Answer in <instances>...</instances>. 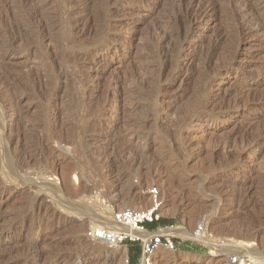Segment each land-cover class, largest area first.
<instances>
[{
	"label": "rangeland",
	"instance_id": "rangeland-1",
	"mask_svg": "<svg viewBox=\"0 0 264 264\" xmlns=\"http://www.w3.org/2000/svg\"><path fill=\"white\" fill-rule=\"evenodd\" d=\"M30 1L0 0V264H124L84 233L152 188L159 220L216 245L152 264L264 262V0H195L200 24L192 0Z\"/></svg>",
	"mask_w": 264,
	"mask_h": 264
},
{
	"label": "built area",
	"instance_id": "built-area-1",
	"mask_svg": "<svg viewBox=\"0 0 264 264\" xmlns=\"http://www.w3.org/2000/svg\"><path fill=\"white\" fill-rule=\"evenodd\" d=\"M148 193L151 198V204L153 205L150 210L135 211L132 209H122L113 213V220L119 226L130 228L139 233H144L146 236H134L123 230L110 231L98 226L89 228L84 233V238L91 242H103L112 247H118L127 243L137 244L139 246L138 264H152L153 256L160 248L168 251H175L180 248L179 246L184 242H200L196 239L184 238L174 234L173 232L178 228L184 229L183 227L175 226L174 224L159 227L155 231H149L147 225L159 220L156 213L157 206H159V190L157 188H152ZM204 230V224L200 223L192 233L194 237H199ZM124 264H130L127 256L124 260ZM226 264H264V262L248 255L232 254L226 258Z\"/></svg>",
	"mask_w": 264,
	"mask_h": 264
},
{
	"label": "bare ground",
	"instance_id": "bare-ground-1",
	"mask_svg": "<svg viewBox=\"0 0 264 264\" xmlns=\"http://www.w3.org/2000/svg\"><path fill=\"white\" fill-rule=\"evenodd\" d=\"M26 2H27V4H29L28 2H30V4L32 3L30 0H25ZM183 1V0H182ZM185 1V0H184ZM189 1V0H188ZM198 1V0H197ZM207 1H209V0H207ZM207 1H205V2H203V3H201L200 1V3L198 4V3H196L195 4V0H192V2H190V5L187 7L188 8V10L191 12V13H193L194 15H189V16H192V18H193V16L195 17V18H193L194 19V21H197L199 24L202 22V21H204V19H205V17L208 15V12L209 11H213L214 9H213V7H212V5L214 4H210V3H206ZM214 1V0H213ZM234 1V0H233ZM248 1V0H247ZM251 1H253V0H251ZM260 1V0H259ZM258 1V2H259ZM26 2H24V4L26 3ZM214 2H216V1H214ZM240 2V1H239ZM180 3V2H179ZM238 3V2H237ZM240 3H242V2H240ZM249 3V2H248ZM250 3H252V2H250ZM255 3H256V1H255ZM264 3V2H263ZM185 4V3H184ZM245 4H247V3H245ZM26 5V4H25ZM187 5V4H186ZM243 5V4H242ZM242 5H240L241 7H242ZM251 5V4H250ZM250 5H249V7H250ZM253 5V4H252ZM260 5V4H259ZM146 6H147V8H148V6H150L149 4H146ZM244 6H246V5H243V7ZM253 7V6H252ZM255 7H256V4H255ZM186 8V7H185ZM259 8V7H258ZM244 9V11H246L248 8H243ZM253 9V8H252ZM187 10V11H188ZM36 11V10H35ZM185 12H186V9L184 10ZM243 11V10H242ZM249 11H250V9H249ZM37 12V11H36ZM189 12V13H190ZM256 12V11H255ZM261 12V11H260ZM260 12H258V13H260ZM262 12H264V11H262ZM212 13V12H211ZM246 13V12H245ZM244 13V14H245ZM254 13V12H253ZM263 14V13H262ZM183 15V14H182ZM246 16L245 17H247V13L245 14ZM256 15H257V13H256ZM259 15V14H258ZM258 15H257V17H258ZM188 16V15H187ZM241 16V15H240ZM239 16V17H240ZM243 16V15H242ZM250 16V15H249ZM259 17H261V16H259ZM258 17V18H259ZM263 17V16H262ZM185 18H187V17H185ZM255 18V17H254ZM184 19V18H183ZM188 20V19H187ZM191 20V19H190ZM249 20V19H248ZM256 21H258V20H256ZM205 22V21H204ZM251 22H253L252 20H251ZM192 23H193V21H192ZM241 23H244V22H241ZM253 23H255V22H253ZM252 23V24H253ZM261 23V22H260ZM256 24V23H255ZM76 25V24H75ZM249 25V24H248ZM263 25V24H262ZM45 26V25H44ZM243 26H245V23H244V25ZM78 27V26H77ZM241 27V26H240ZM254 27H256V26H254ZM263 28V27H262ZM251 29V28H250ZM261 29V28H260ZM256 32H257V29L255 28L254 29ZM263 30V29H262ZM248 31V30H247ZM251 32V31H250ZM249 31L248 32H246V34L247 33H250ZM264 32V31H263ZM259 33V32H258ZM252 34V33H251ZM242 35V34H241ZM244 35V34H243ZM248 35V34H247ZM256 35H257V33H256ZM247 37V36H246ZM243 38V37H242ZM250 38H252V37H250ZM13 39V38H12ZM247 39H248V37H247ZM246 39V40H247ZM12 41V40H11ZM15 41V40H14ZM8 42V41H7ZM9 42H10V40H9ZM15 43V42H14ZM11 44V43H10ZM7 51V50H6ZM4 53V52H3ZM7 54V52H5V54L4 55H6ZM98 54V53H97ZM1 55V54H0ZM98 65V64H97ZM100 65V64H99ZM102 68H103V66H101ZM101 68V69H102ZM99 69H100V67H99ZM104 70V69H103ZM8 104H11L12 105V107L14 106H16L15 104H14V102H10V100H9V102H8ZM17 108V107H16ZM16 111H17V109H16ZM4 106H3V104H2V106L0 107V141H4V143H6L8 146H10L12 143H13V140L12 139H9V138H7L6 137V135H5V132L6 131H9V133H11V128L9 127V126H7L6 124H4ZM14 115H15V119L17 118V116H18V114H17V112H15L14 113ZM108 122V121H107ZM120 124V123H119ZM115 125V124H114ZM119 127V126H118ZM94 132V131H93ZM96 132H97V130H96ZM118 132H116V134H117ZM101 134H103V133H101ZM116 134H114L115 136H113V137H115L116 139H117V137H119L118 135H116ZM119 134V133H118ZM94 135V134H93ZM112 135V134H111ZM92 137V136H91ZM110 135H108V134H105V135H103V137H102V139H99L100 141H102L103 143L102 144H104L102 147H100V149L98 150L99 152H100V154H114V151H115V145H113L112 143H110L109 144V142L108 143H104V141H110V138H112V137H110ZM94 138V137H93ZM97 138V137H96ZM98 140V139H97ZM98 140V141H99ZM114 140V139H113ZM98 141H96V142H98ZM2 143V142H1ZM100 143V142H99ZM136 143V142H135ZM134 142H129L128 144H126L125 146H124V148H123V151H126V150H129V149H133V148H136V149H141V151H145V150H148V149H150V148H147V147H145V146H138V144L139 143H137V144H135ZM24 159H25V157H24ZM27 159V158H26ZM21 160V159H20ZM22 163L23 164H26L27 162L24 160H22ZM20 164V163H19ZM170 167V166H169ZM168 167V169H170ZM165 172H168L167 171V169L165 170ZM163 173V172H162ZM161 174V173H160ZM163 175V174H162ZM12 178V177H11ZM17 178H19V177H17ZM21 179H23L22 177L20 178V181H22ZM16 179L14 178V181H15ZM19 180V179H18ZM18 180H16V181H18ZM9 182V181H8ZM21 184H22V182H20ZM24 183H25V181H24ZM9 184H15L16 185V183L15 182H11V183H9ZM8 184V185H9ZM19 185V184H18ZM12 186H14V185H12ZM17 186V185H16ZM116 187V186H115ZM138 189V188H137ZM136 189V190H137ZM148 203H149V200H148V198L145 196V195H143V194H141L140 192H137L136 191V193H135V195H133L132 197H130V204H132L133 206H136L138 209H137V211H144V210H148L147 208V206H148ZM103 222H106V224H107V226L105 227L107 230H110V231H116V230H123V231H125V232H128V233H131L132 235H134V236H146L144 233H139L138 231H135V230H132V229H130V228H127V227H122V226H119L114 220H113V217H112V215H111V217L109 216V214H104L103 216ZM102 220V219H101ZM67 223V222H66ZM74 224V223H73ZM65 228V230H69V233L70 232H74L75 230V226L74 225H72V222H70V224L68 225V223L66 224V227H64ZM77 228V227H76ZM76 232V231H75ZM174 234H176V235H178V236H181V237H184V238H192V239H196V240H198V241H200V242H202V243H204V244H206V245H208V246H210L212 249L216 246V245H214V243H212V241L211 240H209L208 238H206V234L205 233H202V235L201 236H199V237H194V235H193V233L191 232V231H187V230H184V229H177L176 231H174L173 232ZM72 234H75V233H72ZM1 241V240H0ZM19 242V241H18ZM101 244H104L103 242H100ZM99 243V244H100ZM16 244H18L17 242H16ZM253 253V252H252ZM232 254H237V255H248V256H251V255H249V254H247L242 248H240L239 246H237V248H236V250L232 253ZM2 255V254H1ZM4 255V254H3ZM2 255V256H3ZM251 257H253V256H251ZM255 258V257H254ZM256 259H258V258H256ZM2 261V260H1Z\"/></svg>",
	"mask_w": 264,
	"mask_h": 264
},
{
	"label": "trees",
	"instance_id": "trees-1",
	"mask_svg": "<svg viewBox=\"0 0 264 264\" xmlns=\"http://www.w3.org/2000/svg\"><path fill=\"white\" fill-rule=\"evenodd\" d=\"M170 225L168 222L164 220H158L157 222L151 223L147 225V228L149 231H155L159 227H164ZM129 249V263L130 264H138V258H139V246L137 244H131L127 243L126 244ZM182 249H186L187 247L184 246L183 244L179 246ZM189 249V248H188Z\"/></svg>",
	"mask_w": 264,
	"mask_h": 264
}]
</instances>
